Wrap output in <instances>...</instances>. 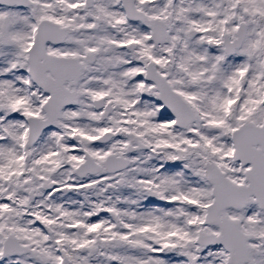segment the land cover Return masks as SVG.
<instances>
[{"label":"snow or ice","instance_id":"obj_1","mask_svg":"<svg viewBox=\"0 0 264 264\" xmlns=\"http://www.w3.org/2000/svg\"><path fill=\"white\" fill-rule=\"evenodd\" d=\"M0 264H264V0H0Z\"/></svg>","mask_w":264,"mask_h":264}]
</instances>
